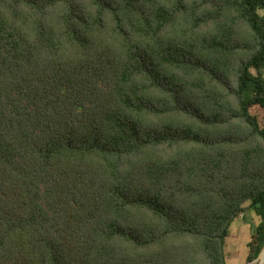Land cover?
I'll return each mask as SVG.
<instances>
[{
  "label": "trees",
  "instance_id": "16d2710c",
  "mask_svg": "<svg viewBox=\"0 0 264 264\" xmlns=\"http://www.w3.org/2000/svg\"><path fill=\"white\" fill-rule=\"evenodd\" d=\"M255 108L264 0H0V264L255 258Z\"/></svg>",
  "mask_w": 264,
  "mask_h": 264
},
{
  "label": "rangeland",
  "instance_id": "374dc122",
  "mask_svg": "<svg viewBox=\"0 0 264 264\" xmlns=\"http://www.w3.org/2000/svg\"><path fill=\"white\" fill-rule=\"evenodd\" d=\"M253 113L260 118L261 124H264L262 111L255 108L253 109ZM247 204L248 203H246L245 206H247ZM259 222L260 217L257 216L252 209L245 208V210L231 223L230 234L226 239L224 248L227 264H259L254 263L253 260L259 257L264 244L257 252L255 258H249L251 250L250 243Z\"/></svg>",
  "mask_w": 264,
  "mask_h": 264
},
{
  "label": "bare ground",
  "instance_id": "6f19581e",
  "mask_svg": "<svg viewBox=\"0 0 264 264\" xmlns=\"http://www.w3.org/2000/svg\"><path fill=\"white\" fill-rule=\"evenodd\" d=\"M263 254H264V248L262 249L259 257L254 261V263L264 264Z\"/></svg>",
  "mask_w": 264,
  "mask_h": 264
},
{
  "label": "water",
  "instance_id": "95a60500",
  "mask_svg": "<svg viewBox=\"0 0 264 264\" xmlns=\"http://www.w3.org/2000/svg\"><path fill=\"white\" fill-rule=\"evenodd\" d=\"M263 248H264V247H263ZM263 248H262V249H263ZM262 249H261V251H262ZM261 251H260V253H261ZM257 258H258V257H257ZM257 258H256V259H257ZM256 259H255V260H256ZM255 260H253V262H254Z\"/></svg>",
  "mask_w": 264,
  "mask_h": 264
}]
</instances>
